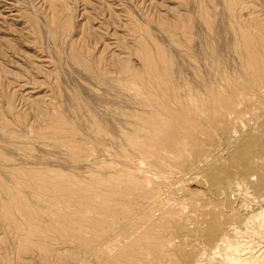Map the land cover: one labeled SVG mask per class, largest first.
<instances>
[{"label": "rangeland", "instance_id": "1", "mask_svg": "<svg viewBox=\"0 0 264 264\" xmlns=\"http://www.w3.org/2000/svg\"><path fill=\"white\" fill-rule=\"evenodd\" d=\"M263 108L264 0H0V264H192Z\"/></svg>", "mask_w": 264, "mask_h": 264}, {"label": "bare ground", "instance_id": "2", "mask_svg": "<svg viewBox=\"0 0 264 264\" xmlns=\"http://www.w3.org/2000/svg\"><path fill=\"white\" fill-rule=\"evenodd\" d=\"M255 98V97H254ZM260 104V103H259ZM263 104V103H261ZM264 109V108H263ZM253 112V111H252ZM259 112V111H258ZM261 114H259L260 116ZM264 116V115H263ZM259 119V118H258ZM257 119V120H258ZM257 123V122H255ZM259 125V124H258ZM255 130V129H254ZM264 135V134H263ZM264 137V136H263ZM263 139V138H262ZM185 146V145H184ZM244 147V146H243ZM252 148V147H251ZM234 152V151H233ZM244 152V151H243ZM246 152V150H245ZM244 152V153H245ZM231 153V152H230ZM247 160H252L259 156L264 155V140L261 146V152H257L255 155L252 150L246 152ZM242 156V155H241ZM243 157V156H242ZM264 158V157H263ZM245 160V157L243 158ZM254 161V160H253ZM261 163V162H260ZM208 173V172H207ZM242 175V174H241ZM249 176V175H248ZM192 177V176H191ZM207 177V176H206ZM214 177V176H213ZM208 178V177H207ZM252 178V177H251ZM214 179V178H213ZM217 180V179H216ZM215 180V182H216ZM207 181V180H206ZM218 181V180H217ZM213 183V182H211ZM244 183V182H243ZM214 185V184H213ZM239 186V185H238ZM240 187V186H239ZM236 188V187H235ZM246 191V190H245ZM259 194V193H258ZM248 196V195H246ZM251 196V195H250ZM252 197V196H251ZM260 197V196H259ZM262 201L264 197H261ZM157 201V200H156ZM260 201V199H259ZM166 204V203H165ZM163 205V204H161ZM175 205V204H174ZM182 207V206H181ZM250 207V206H248ZM189 208V207H188ZM251 208V207H250ZM232 209V208H231ZM234 209V208H233ZM175 210V209H174ZM245 210V209H244ZM230 211V210H229ZM229 216V215H228ZM232 216V215H231ZM232 218V217H231ZM233 219V218H232ZM245 220V219H244ZM243 220V221H244ZM259 221L258 226L251 225L254 221ZM209 221V220H207ZM215 222V221H214ZM239 222V221H238ZM244 223V231L239 230L237 227L230 226L227 230L221 232L218 236L216 230L210 231L208 234H203L207 241L199 240L197 248L192 257V264H264V245L261 243L264 241V237L260 233V230H264V203L259 206L258 210L252 212ZM243 223H241L243 225ZM213 224V223H212ZM217 224V223H215ZM214 224V225H215ZM230 225V224H229ZM232 225V224H231ZM162 226V225H161ZM185 226V224H184ZM205 226V225H204ZM238 226V225H237ZM152 227V226H151ZM190 227V226H189ZM222 227V226H221ZM174 228V227H173ZM172 228V229H173ZM182 228V227H181ZM259 228V229H258ZM189 229V228H188ZM196 228L194 231L196 232ZM207 229V228H206ZM168 230V229H167ZM222 230V229H221ZM176 231V230H175ZM189 231V230H188ZM191 232V231H190ZM231 232V233H230ZM264 232V231H263ZM177 233V232H176ZM202 233V232H201ZM264 235V234H263ZM174 236V235H173ZM215 236V237H214ZM170 239V238H169ZM186 239V238H184ZM190 239V238H189ZM155 240V239H154ZM181 240V239H180ZM167 241V240H166ZM170 241V240H169ZM168 241V242H169ZM186 241V240H184ZM172 242V241H171ZM174 242V241H173ZM192 242V241H191ZM190 242V243H191ZM197 242V241H196ZM195 242V243H196ZM146 244V243H145ZM169 244V243H168ZM172 244V243H171ZM176 244V243H175ZM189 244V243H188ZM154 245V244H153ZM194 246V245H193ZM164 247V246H163ZM177 247V245H176ZM172 248V245H171ZM149 249V248H148ZM162 249V248H161ZM176 250V249H175ZM187 252H189L186 249ZM167 252V251H165ZM161 252V253H165ZM172 253V252H171ZM186 253V252H185ZM169 254V252H168ZM193 254V253H192ZM142 255V254H141ZM163 255V254H162ZM161 255V256H162ZM169 256V255H167ZM150 257V256H149ZM172 257V256H170ZM182 257V256H180ZM186 257V254H185ZM167 258V257H163ZM123 260V259H122ZM139 260V258H138ZM142 260V259H141ZM145 260V259H144ZM157 260V259H156ZM155 260V261H156ZM135 261V260H134ZM151 261V260H150ZM154 261V260H153ZM154 261V263H155ZM160 261V260H159ZM131 262V261H130ZM161 262V261H160ZM146 263V262H144ZM150 263V262H149ZM157 263V261H156ZM155 263V264H156ZM169 263H171L169 261ZM173 263V262H172ZM142 264V263H141ZM147 264V263H146ZM159 264V263H158ZM161 264V263H160Z\"/></svg>", "mask_w": 264, "mask_h": 264}]
</instances>
